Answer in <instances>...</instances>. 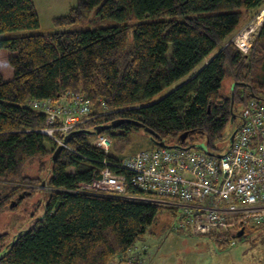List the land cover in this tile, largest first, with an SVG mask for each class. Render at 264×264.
I'll use <instances>...</instances> for the list:
<instances>
[{"label":"trees","instance_id":"16d2710c","mask_svg":"<svg viewBox=\"0 0 264 264\" xmlns=\"http://www.w3.org/2000/svg\"><path fill=\"white\" fill-rule=\"evenodd\" d=\"M263 2L80 0L66 16L53 20V31L8 37L38 30L40 18L33 0H0V186L14 185L0 195V210L13 202L22 185L44 182L24 176L28 163L52 162L44 217L14 242L9 234L0 235V264H111L129 256L160 214L175 216L177 209L171 206L76 190L100 180L108 165L125 176L126 195L153 199L137 190L133 173L120 166L135 132L153 133L151 140L145 132L152 143L146 150L155 148V141L190 148L205 138L212 153L230 125L233 134L240 129L248 102L264 104V23L249 55L231 39ZM85 22L92 28L76 29ZM66 94L84 97L91 114L76 125L54 159L59 145L42 133L47 116L30 102ZM117 121L125 123L96 134ZM98 135L112 140L108 155L92 145ZM262 229L247 227L237 244ZM225 236L217 232L208 238L224 251L230 248L229 241H221Z\"/></svg>","mask_w":264,"mask_h":264},{"label":"built area","instance_id":"2783aa9c","mask_svg":"<svg viewBox=\"0 0 264 264\" xmlns=\"http://www.w3.org/2000/svg\"><path fill=\"white\" fill-rule=\"evenodd\" d=\"M264 11L232 42L249 55L264 23ZM263 18V19H261ZM261 19V21H259ZM32 109L47 116L42 133L63 145L64 137L88 119L91 107L84 97L66 94L57 100L30 102ZM241 127L226 153L155 147L121 161L133 173L137 190L153 199L126 195V178L105 165L101 179L77 192L108 193L121 198L163 203L177 209L176 223L197 237L226 234L221 241L235 247V236L247 227L264 226V104L252 99L240 116ZM92 145L108 155L112 140L98 135ZM67 147V145L65 146ZM177 229V228H176ZM231 238V241H230Z\"/></svg>","mask_w":264,"mask_h":264},{"label":"rangeland","instance_id":"374dc122","mask_svg":"<svg viewBox=\"0 0 264 264\" xmlns=\"http://www.w3.org/2000/svg\"><path fill=\"white\" fill-rule=\"evenodd\" d=\"M33 2L40 18V28L34 31L9 33L7 34L8 37H25L33 34H47L53 31L55 29L53 20L66 16L71 8L79 4L80 0H33ZM263 11L264 5L253 11L252 21H255ZM250 23L237 31L231 42L242 31H248ZM91 28L89 23L85 22L76 29L87 30ZM216 53L217 51L213 52L205 64ZM205 64L200 65L195 72L201 70ZM185 81L159 94L155 101ZM230 85L231 81L228 78L223 88L225 95L229 94ZM234 129L235 126L233 125L228 127L225 138L216 144V149L212 153H226L229 150ZM205 143V138H199L194 142V145ZM151 147L150 137L144 131L135 132L132 135V144L127 147L122 159ZM42 165L45 166V171H41ZM51 167L52 162L48 158L35 159L26 165L23 171L24 176L41 178L44 182L39 186L22 185L20 191L15 194L13 202L0 210V235L9 234L10 241L14 242L20 234L31 229L38 220L44 217L51 191L46 185L51 174ZM13 187L14 185L0 186V195L12 191ZM158 204L164 205L163 203ZM123 259L118 257L111 264H264V230L254 233L249 241L239 240L235 247L230 246L229 249L223 251L210 238L197 237L187 230L180 229L176 223V216H173L170 211H166L159 215L156 224L150 228L145 239L130 251L129 256L123 257Z\"/></svg>","mask_w":264,"mask_h":264},{"label":"water","instance_id":"95a60500","mask_svg":"<svg viewBox=\"0 0 264 264\" xmlns=\"http://www.w3.org/2000/svg\"><path fill=\"white\" fill-rule=\"evenodd\" d=\"M207 65V64H206ZM125 123V121H117V122H114L111 126H107L105 128H99V129H96V134H100L103 130L105 129H108V128H111V127H116L117 125L119 124H123ZM145 132H147L148 134L151 135V140H153V133L149 130V129H145ZM237 132H235L233 135H232V138H231V141L230 143L233 142L234 138H235V135H236ZM72 133H70L68 136H66L64 138V141H63V145H60L58 147V149L56 150L55 152V155H54V159L57 157V155L65 148V146L69 143V140L71 139L72 137ZM188 138V133H185L183 134L182 136V140L183 142L186 141V139ZM155 145L156 147H161V148H166V149H183L181 147H171V146H167L164 142H156L155 141ZM186 150H191V149H200L202 151H204L205 153H210L207 146L205 144H201V145H193L192 147L190 148H184ZM245 234V230H241L236 236L235 238L236 239H240L244 236Z\"/></svg>","mask_w":264,"mask_h":264},{"label":"bare ground","instance_id":"6f19581e","mask_svg":"<svg viewBox=\"0 0 264 264\" xmlns=\"http://www.w3.org/2000/svg\"><path fill=\"white\" fill-rule=\"evenodd\" d=\"M264 18V17H263ZM263 18H261V19H263ZM261 19H259L260 21H261Z\"/></svg>","mask_w":264,"mask_h":264},{"label":"crops","instance_id":"0c3cea01","mask_svg":"<svg viewBox=\"0 0 264 264\" xmlns=\"http://www.w3.org/2000/svg\"><path fill=\"white\" fill-rule=\"evenodd\" d=\"M263 1H264V0H263ZM263 5H264V2H263ZM263 5H262V6H263Z\"/></svg>","mask_w":264,"mask_h":264}]
</instances>
